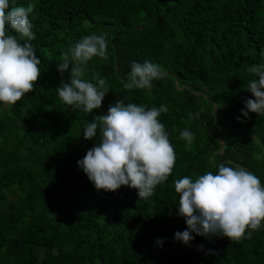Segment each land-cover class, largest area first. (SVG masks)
<instances>
[{
  "label": "trees",
  "instance_id": "1",
  "mask_svg": "<svg viewBox=\"0 0 264 264\" xmlns=\"http://www.w3.org/2000/svg\"><path fill=\"white\" fill-rule=\"evenodd\" d=\"M9 3L34 6L36 38L10 34L32 45L41 75L15 105L0 103V264H264V223L239 241L195 233L188 245L174 239L187 227L176 214L174 181L215 174L223 163L264 184V114L241 112L254 99L247 85L256 77L247 69L264 64V0ZM89 35L105 36L108 59L93 57L84 78L97 74L109 89L90 114L56 91L70 80L57 71L61 54ZM146 60L163 78L150 90H125L131 63ZM120 99L168 109L158 119L176 162L147 199L128 186L97 191L77 165L99 139H84L87 123Z\"/></svg>",
  "mask_w": 264,
  "mask_h": 264
},
{
  "label": "clouds",
  "instance_id": "2",
  "mask_svg": "<svg viewBox=\"0 0 264 264\" xmlns=\"http://www.w3.org/2000/svg\"><path fill=\"white\" fill-rule=\"evenodd\" d=\"M33 5L10 7L9 0H0V103L15 105L32 92L41 75V60L30 43L21 42L10 30L27 41L34 40L29 14ZM93 57L108 59L107 40L103 35H89L61 54L57 71H68L70 80L56 88L59 99L67 106L92 113L102 105L109 89L107 80L97 74L85 79L86 65ZM123 82L125 90L152 88V81L164 72L151 61H133ZM256 78L247 85L254 99H247L241 110L264 114V64L247 69ZM92 81H95L93 83ZM167 107L146 109L143 105L125 103L124 99L110 105L107 114L90 120L83 137L98 142L77 161L78 167L97 191L115 192L121 186L135 189L139 199L153 195L154 189L172 174L175 150L165 126L159 121ZM239 119V117L237 118ZM181 138L191 143L193 133L184 130ZM179 194L176 214L183 217L186 230L176 232L174 239L188 245L197 236L226 237L231 241L250 238L251 232L264 223V184L256 175L241 166H217L194 180L188 176L174 181ZM247 233V237L246 234ZM157 244H162L157 240ZM202 247V246H200Z\"/></svg>",
  "mask_w": 264,
  "mask_h": 264
}]
</instances>
